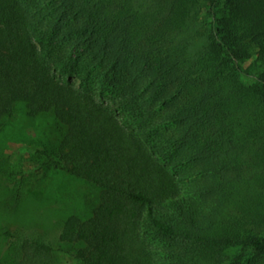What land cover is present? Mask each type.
Returning <instances> with one entry per match:
<instances>
[{"label":"trees","instance_id":"obj_1","mask_svg":"<svg viewBox=\"0 0 264 264\" xmlns=\"http://www.w3.org/2000/svg\"><path fill=\"white\" fill-rule=\"evenodd\" d=\"M17 104L55 120L38 170L99 192L16 264H264V0H0Z\"/></svg>","mask_w":264,"mask_h":264},{"label":"rangeland","instance_id":"obj_2","mask_svg":"<svg viewBox=\"0 0 264 264\" xmlns=\"http://www.w3.org/2000/svg\"><path fill=\"white\" fill-rule=\"evenodd\" d=\"M252 60L242 65L252 66ZM63 78L79 85L78 78ZM243 80L252 82L253 77L244 75ZM54 126L50 114L30 117L17 104L13 116L0 128V264L18 262L24 237L57 243L62 219L70 213L86 217L98 200L95 184L61 170H38L41 154L37 150L52 146ZM59 255L63 264L73 263L68 255Z\"/></svg>","mask_w":264,"mask_h":264}]
</instances>
